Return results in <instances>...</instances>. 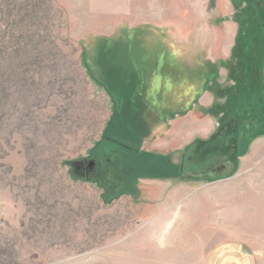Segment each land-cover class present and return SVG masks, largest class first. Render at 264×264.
Returning <instances> with one entry per match:
<instances>
[{
	"label": "rangeland",
	"instance_id": "rangeland-1",
	"mask_svg": "<svg viewBox=\"0 0 264 264\" xmlns=\"http://www.w3.org/2000/svg\"><path fill=\"white\" fill-rule=\"evenodd\" d=\"M43 1L0 60V264H264V0Z\"/></svg>",
	"mask_w": 264,
	"mask_h": 264
},
{
	"label": "trees",
	"instance_id": "trees-1",
	"mask_svg": "<svg viewBox=\"0 0 264 264\" xmlns=\"http://www.w3.org/2000/svg\"><path fill=\"white\" fill-rule=\"evenodd\" d=\"M45 10L43 0H8L6 2L2 0V3L0 2V13L1 15L6 14L5 21L10 27L9 30L4 31L2 36L8 34L9 39H14V44L8 47L2 45V37L0 38V60L5 59L10 62L7 72L9 78H13V74L16 72L15 64L23 65L32 58L37 60L42 56L43 49L39 48L40 43L33 44L31 41L38 33L36 28L43 25L47 15ZM52 50L55 51V47ZM48 54L56 57V53H52L51 50Z\"/></svg>",
	"mask_w": 264,
	"mask_h": 264
},
{
	"label": "crops",
	"instance_id": "crops-1",
	"mask_svg": "<svg viewBox=\"0 0 264 264\" xmlns=\"http://www.w3.org/2000/svg\"><path fill=\"white\" fill-rule=\"evenodd\" d=\"M200 60L197 56L192 57L190 66L183 68L178 75L177 84H180V82L183 84L193 73H196L192 66L196 65ZM193 79L195 80L196 77L194 78L193 76ZM207 258V264H254L253 255L238 244L232 242L214 247L208 253Z\"/></svg>",
	"mask_w": 264,
	"mask_h": 264
}]
</instances>
